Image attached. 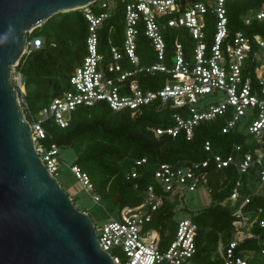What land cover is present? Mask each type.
<instances>
[{"label": "built area", "instance_id": "obj_1", "mask_svg": "<svg viewBox=\"0 0 264 264\" xmlns=\"http://www.w3.org/2000/svg\"><path fill=\"white\" fill-rule=\"evenodd\" d=\"M226 1L96 0L80 8L88 22L86 55L73 70L68 89L43 106L37 113L39 118L31 115L26 119L41 162L57 179L61 147L55 143H43L48 134L43 122L50 119L56 126L65 128L72 112L79 106L105 102L112 111H128L134 117L141 113L143 106L157 102V107L168 106L174 110L171 114L173 125L156 128L155 133L175 137L183 132L186 139L193 137L197 124L224 118L222 132L237 130L246 133L245 142L251 146L241 154V146L236 145L237 154L226 157L213 154L210 158L216 169L233 165L240 175L232 193L223 202H232L235 218L231 223L233 239L227 245L221 243L219 258L223 264H249L248 259L252 256L264 255V207L244 208L250 202V196L240 191L244 186L242 175L247 179L254 177L259 183V190L252 193L262 192L264 188V63L260 58L261 55L264 57V39L254 36L257 48L254 56L258 64L253 82L243 70L252 49L251 40L241 32L227 39ZM118 4H122L124 10L122 51L118 46H111L110 59L104 64V57L98 52V30ZM207 13L215 16L214 36L208 52L203 30ZM254 16L264 20V11L260 10ZM138 26L142 27L153 48L154 59L148 65H140L136 41ZM179 27L185 28L193 38L192 53L186 58L181 43L177 41L173 43L170 61L166 60L163 29ZM41 45L40 39L27 38L22 56ZM121 60L133 68L123 70ZM138 72L169 76L158 88H141L138 80L133 78ZM17 75L21 81L19 71ZM220 92L222 98H211ZM205 149L210 150L209 142L205 143ZM210 159L159 164L153 175L156 186L147 187L141 203L120 209L116 216L109 215L108 220L99 226L93 222L96 239L101 249L110 255L113 264H193L198 232L195 221L187 216L177 219L173 237L164 246L152 221L165 198L171 200L175 195L181 198L186 192L202 187L209 192ZM145 162L146 159L141 158L136 160L135 166ZM69 169L83 186L92 190L89 176L79 165L71 163ZM136 175L134 168L130 176ZM246 187L250 189L247 181ZM166 193L169 194L167 197ZM246 239L256 240L259 250L248 249L243 256L236 254L238 244Z\"/></svg>", "mask_w": 264, "mask_h": 264}, {"label": "trees", "instance_id": "obj_2", "mask_svg": "<svg viewBox=\"0 0 264 264\" xmlns=\"http://www.w3.org/2000/svg\"><path fill=\"white\" fill-rule=\"evenodd\" d=\"M260 10L264 11V0L226 1L227 39L241 32L251 40L252 49L243 70L253 82L258 64L254 56L257 51L254 36L264 39V20L254 16ZM123 16V6L118 4L98 30V52L103 55L104 64L110 59L111 46H118L122 51ZM214 26L215 16L207 13L203 29L206 52L213 41ZM163 33L166 60L170 61L173 43L177 41L181 43L185 57H190L194 40L185 28L163 29ZM87 35L88 22L82 9L58 12L28 34V38L42 36L43 43L28 55L22 56L15 67L21 73L27 93L32 94V100L27 104V119L31 115L35 116L55 96L68 89L73 70L86 55ZM136 41L140 65H148L154 59V52L141 26H138ZM120 64L123 70L133 68L123 60ZM168 76L163 73L138 72L133 78L138 80L141 88L155 89L163 85ZM157 104L153 102L143 106L141 113L134 117L128 111H112L105 102L89 107L79 106L72 112L65 128L56 126L50 119L45 120L43 125L48 134L42 141L45 145L55 143L59 147L75 148L77 155L72 163L79 165L89 176L95 191L102 198H110L112 204L117 205V211L142 202L147 187L156 186L154 170L161 163L205 160L213 154L226 157L231 153L237 154L234 150L236 145L241 146L242 154L251 146L245 142L246 133L237 130L222 132L224 118L197 124L191 139H186L183 132L175 137L165 133L158 135L155 133L156 128L173 125L171 114L174 109L168 106L157 107ZM206 142H209L210 150L205 149ZM141 158H145L146 162L135 166L136 160ZM209 163L210 203L190 215L198 225L197 251L193 259L196 264H223L219 257L211 260V253L217 249L219 241L225 238L223 244L227 245L233 239L231 223L235 214L232 207L223 202L232 193L240 175L233 165L216 169L211 159ZM134 168L137 175L132 177L130 173ZM241 177L244 186L240 191L250 196V202L244 208L253 210L264 207V188L262 192L252 193L246 187L247 176ZM168 195L166 193V197ZM177 200V195L171 200L165 198L153 216L152 225L160 232L163 246L172 239L177 226ZM248 249L259 250L257 241L244 240L238 244L235 253L243 256Z\"/></svg>", "mask_w": 264, "mask_h": 264}, {"label": "water", "instance_id": "obj_3", "mask_svg": "<svg viewBox=\"0 0 264 264\" xmlns=\"http://www.w3.org/2000/svg\"><path fill=\"white\" fill-rule=\"evenodd\" d=\"M96 0H0V264H113L37 154L11 82L28 31Z\"/></svg>", "mask_w": 264, "mask_h": 264}, {"label": "rangeland", "instance_id": "obj_4", "mask_svg": "<svg viewBox=\"0 0 264 264\" xmlns=\"http://www.w3.org/2000/svg\"><path fill=\"white\" fill-rule=\"evenodd\" d=\"M38 27V26H37ZM36 28V27H35ZM34 29V28H33ZM28 31L27 34H31L32 30ZM33 38H38L43 43L42 36H35ZM261 60L264 63V57L260 56ZM17 70L12 67L11 72V82L17 87L18 90V98L20 105L23 109L24 115L28 114L27 104L30 100H32V94H28L24 85L23 80H18ZM21 82V86L19 85ZM223 94L217 93L215 96H211V98H222ZM37 101V100H36ZM37 105V102H36ZM198 106H200L198 104ZM36 118H39L38 114H35ZM76 150L71 146H65L60 148V166H59V173L57 175V180L60 183L63 190L70 196L72 201L74 202L75 206L86 213H88L96 226L101 225L105 221L108 220L109 215L116 216L118 211V207L115 204H112L110 198H102L99 193H97L94 189L93 183L90 180V185H92V190H89L88 186H83V184L77 180L69 169V165L73 162L76 158ZM248 186L250 187V191L259 190L258 186L259 183L254 177H248L247 179ZM94 196L99 197L98 200L95 199ZM210 203L209 193L206 191L204 187L197 189L194 192H186L183 197L177 200L175 206V217L180 219L183 217H190L192 213H197L204 207H207ZM232 209V202L230 200L226 201ZM225 239V238H224ZM218 242V248L211 253L214 258L219 257V248H221V243L223 241ZM211 257V258H213ZM249 264H264V255L257 256L254 255L248 259ZM192 263H195V260L192 259Z\"/></svg>", "mask_w": 264, "mask_h": 264}, {"label": "bare ground", "instance_id": "obj_5", "mask_svg": "<svg viewBox=\"0 0 264 264\" xmlns=\"http://www.w3.org/2000/svg\"><path fill=\"white\" fill-rule=\"evenodd\" d=\"M30 31V30H29Z\"/></svg>", "mask_w": 264, "mask_h": 264}, {"label": "crops", "instance_id": "obj_6", "mask_svg": "<svg viewBox=\"0 0 264 264\" xmlns=\"http://www.w3.org/2000/svg\"><path fill=\"white\" fill-rule=\"evenodd\" d=\"M218 248V247H217Z\"/></svg>", "mask_w": 264, "mask_h": 264}]
</instances>
